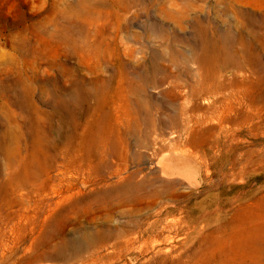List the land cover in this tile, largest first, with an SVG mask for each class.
Here are the masks:
<instances>
[{"label": "rangeland", "instance_id": "rangeland-1", "mask_svg": "<svg viewBox=\"0 0 264 264\" xmlns=\"http://www.w3.org/2000/svg\"><path fill=\"white\" fill-rule=\"evenodd\" d=\"M114 1L0 0V264H264V3Z\"/></svg>", "mask_w": 264, "mask_h": 264}, {"label": "bare ground", "instance_id": "bare-ground-1", "mask_svg": "<svg viewBox=\"0 0 264 264\" xmlns=\"http://www.w3.org/2000/svg\"><path fill=\"white\" fill-rule=\"evenodd\" d=\"M161 1H163V0H160V2ZM165 1L167 2L168 5H160V4L158 5L159 6L158 9H159L160 15H162L164 18H166L165 20L170 21V22L176 24L178 27H180L182 25L183 21L185 20L184 19L185 16H186L185 13H187V11L190 10V5L187 4V2H186L185 4L182 5V7L177 8V7L174 6L175 5L174 4L175 3L174 0H165ZM244 1L245 2H251V3L252 2L253 3H264V0H244ZM114 2L118 6V8L122 9L123 11H125V10L127 11L128 9H130L131 7H133L134 5H137L138 0H115ZM215 29L218 30L217 28H215ZM223 33H224L223 35L228 36V37H231V39L233 41L238 42V43H241V45L243 46V48H245L246 50H248V52H249L248 59H249V62L250 63H256V62L259 63L260 62V60H261L260 55H264V19H261L258 22L255 19H239V20H237V32L233 31L231 28H227L225 30V32H223ZM223 63H224L223 65L224 66L226 65L227 67H235L236 69L240 68L239 63H237L235 60H233V58L231 56H229V55H226V58H223ZM255 80H256V84H255L256 86H259V85L264 86V82L262 81V79L260 77H257V79H255ZM198 84L202 87V90H200V92L201 93H208V94H210L212 92H217L218 93V92H221V91L225 90L226 88H228L230 90V93H231L229 97H232L234 94H239V95L241 94L242 96H246V92H247L246 91L247 90L246 88H248V87L251 88L250 86H248V84H246V83L244 84L243 82L242 83L240 82L239 84H234L232 82L231 83H228V84H224L220 80H218V81H212V82H202V80H200V82ZM234 88L236 89V93L233 92L235 90ZM195 93L196 92H194V90L191 89V94L193 95ZM230 100H231V98H230ZM205 109L207 110V108H205ZM82 172H83V169H79V170L76 169L75 170V173H76V175L78 177L81 176V173ZM68 197H69V195L62 196L60 199H58L57 201L54 202V205L55 206H58L60 203H62L65 200H67ZM89 203L90 202H85V201L82 202V205H81L80 202L79 203H75L74 207H78V210L77 211H79V208L80 207H82V209L84 210V209H86V207L88 206ZM263 207H264V205H263ZM260 219L263 220L261 223H257L256 226L251 225L252 227L249 228L247 231H245L243 233L244 235L246 234L245 235L246 237L243 236V234H241V236L244 237L243 240H244L245 243L247 241L250 242V243H255L261 236H263V234H264V230H263L264 229V216L260 217ZM167 225H169V224H167ZM166 229H167V227H166ZM125 238H127V237H125ZM67 240H69V239H67ZM117 240H118V238H117ZM122 241L123 242L124 241L126 242L127 240L124 239ZM71 243H72V241H71ZM71 243H70V245H71ZM73 244H75V242ZM86 244H88V243H86ZM105 248H106V246H105ZM62 249H63V247H62ZM70 249H71V247H70ZM113 249H115V248H113ZM117 252H119V251L117 250ZM111 259H112V257H111ZM81 262H83V261H81ZM92 262H93V260H92ZM87 263H88V261H87ZM83 264H84V262H83Z\"/></svg>", "mask_w": 264, "mask_h": 264}]
</instances>
